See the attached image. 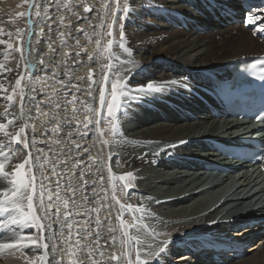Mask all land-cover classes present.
<instances>
[{
    "label": "bare ground",
    "instance_id": "bare-ground-1",
    "mask_svg": "<svg viewBox=\"0 0 264 264\" xmlns=\"http://www.w3.org/2000/svg\"><path fill=\"white\" fill-rule=\"evenodd\" d=\"M39 2L40 0H36L37 4ZM49 3L52 5L49 8L50 18L44 15L37 17L35 7L29 6L24 8L25 10L22 9L24 3L21 0H0V29L3 26L2 23L5 21L6 15H15L16 11L21 9L24 10L25 15L29 18L26 26L16 32L17 37L19 34L23 41L21 45V40L18 38L17 46L23 47L26 59H22L21 54L16 52L14 58L17 61V66L11 71H6L4 67L0 68V84L7 88L15 77L21 78V74H23L22 88L30 96L31 90L25 85L32 77L39 78L35 81L37 89L36 100L43 107L41 106L42 110L40 112L35 107L32 108L31 122L27 124L24 134L30 145L33 142V137H35L36 146L35 148L25 149L26 158L29 157V152H31L33 159L39 158L43 169L49 167L47 161L49 154L54 155L55 145L53 144L59 146L60 138L59 136L53 138L54 134H50L49 128L51 131L55 130L53 128H55L56 125L54 123L56 122L48 123V120L50 116L54 115L65 116L62 112L57 114L54 111L56 108L51 105V99L52 97H59L57 93L62 97L67 93L69 101L72 99L73 94H81L85 101H88L87 89L90 72L93 74V79L105 87L107 94V86L111 82H117L119 77H122L119 80L120 83H129L133 89L141 84L146 85L147 82L163 85V94H156L155 96L172 99L183 110L176 112L171 110L170 112V118L177 122L176 125L157 123L158 120L154 118L148 119L147 116L145 119L141 111L133 116L128 115V118L138 121L136 125L131 124L128 128L126 126H123L125 127L123 128L121 125L122 121H119L118 128H121L125 139H114L109 154L114 156L117 166L123 167L125 165V170L116 177L105 162L107 151L100 133L101 128L98 129L96 127L93 113L85 109V113L87 111L86 122L89 118L93 119V124L89 126L93 131L92 135H88V128L84 131L83 126H81V130L84 132L83 135L76 136L74 134V139L72 138L73 134L67 133L69 131L67 127L63 131L67 141L65 138L64 140L68 142L66 144L64 141V145L67 147V151L71 149L69 152L75 159L74 163L71 161L73 172L68 171L66 174L72 172L73 182L75 183L76 181L78 185V189H76L79 190L78 192H80L81 196V201L77 203L80 211H71L73 214L68 217V221L73 225L71 229L72 236L69 237L67 235L70 244L66 247L65 235L68 234L69 229L63 223L65 213L60 215L59 219L57 217L54 218L53 215L49 218L41 219L42 229L36 228L31 222L24 226L11 225L10 218H5L0 223V237H2L0 238V243L16 244L17 241L19 243L12 249H0V264H29L30 260L32 264H42L40 260L42 255L47 257V264H53L54 259L61 257H63L62 264H70V260L75 264H91V259L88 255L90 249L87 245L92 244V247H95L92 242L97 239L95 235L97 232L99 233V243L103 245L104 256L102 257L100 252H95L96 259L101 260L102 264H115V262L107 261L106 258L113 251H116L119 255L122 251H125V248L122 247L119 241L121 238L120 231L121 229L124 231V227H121V221L118 218L117 211L120 208L114 203L112 187L114 183L116 185V181L120 180L121 176H125L128 173H132V176L136 179L137 183L132 185L134 191L147 197L149 196L152 201H156L153 204H148L151 210H160L162 212V205L168 203L166 199L177 207L187 204L184 208L172 210L168 213L163 212L160 216L161 219H198L191 224H172L171 227L162 226L161 229L154 232L161 239H167L175 233L193 230H196L192 235L193 238L203 235L208 236V232L211 230L221 233V230L227 229L229 226L239 225L227 224V222L235 219L242 212L248 211L249 215L254 213L253 208L261 205L264 201L260 202V199L264 198L263 188L261 192L258 191L251 194V189L244 192L245 188L242 185L238 188L239 182L237 181L238 183L234 184L236 186H230L231 189L237 188L235 191L232 189V192L229 191V193L219 192V188L223 183H221L222 180L220 182H217V180L231 179L232 181L229 180L230 182H235L236 178L233 177L236 175L232 174V170L222 174L220 171H208L204 167L205 164L210 163L228 165L221 155H217L210 150L212 143L209 139L224 141L223 137L225 134L220 132H227V129H236L242 122L237 119H226L223 121L221 118L214 117L210 114L208 108H204L197 100L193 101L196 105L192 104L190 98L187 101V94L186 98H182L181 95H185L187 92L183 88L164 84V82L177 80L183 83L185 81L191 88H194L192 84L206 82L208 79L206 71L208 70L218 66H225L240 58L263 55L264 31L260 30L259 21L257 25L249 24L247 16L252 14L264 17V0H237L236 2L235 0H222V3L228 6V11L221 10V6H216L215 9L210 8L205 0H131V14L126 19L125 25L126 45L123 48L116 47L115 52H117L113 55L108 53V51H104L107 47L103 46V36L111 19V12L115 10L113 7L114 2L112 3V9L102 7V0H58L59 8L55 6L57 0H49ZM186 3H191L193 7H187ZM69 4L71 5V10L64 6ZM85 7H90L92 11L85 12ZM226 16H233L239 19L241 23L237 26L226 25L228 19ZM101 17L104 18L103 23ZM180 29L184 30L181 31ZM236 31L238 33L235 34V37H230ZM202 32H204V35ZM220 35L222 36L221 39L217 41L212 39V37ZM38 40L40 41L39 43H37ZM98 40L101 41L99 54L97 52ZM90 56L93 57L91 61L89 60ZM109 58L112 65H114L112 70L114 75L111 76L110 82L105 83V73L110 71L106 67L109 63ZM41 60L43 64L40 63ZM26 64L27 67H25ZM53 75L55 78H53ZM45 79L47 83L42 82ZM74 85L81 91L76 92ZM93 86L95 87L96 85ZM2 95L3 93L0 92V97ZM82 97L79 96L80 99ZM143 100L154 104L158 108L165 109L166 112L168 111V108L162 106L156 99L148 97ZM208 100L211 102L210 99ZM63 101L64 99L62 98ZM6 103L0 98V123L4 124L8 123V117L5 118L3 115ZM136 103L138 102L135 101L132 105ZM92 106L97 111H100L98 89L96 101ZM12 112L9 116L15 117L14 124L10 125L6 130L10 131L11 126L18 123L21 127H25L24 121L28 117H21L20 100L18 108H14ZM25 112H27V109H25ZM197 115L201 119L199 122H195L198 120L196 118ZM78 117H80L79 114ZM77 128L79 129L80 127ZM85 132L87 133L86 135ZM69 137L71 138L69 139ZM6 139L3 131H0V142L6 144ZM138 139L153 140L165 144L189 140L184 147H167L166 150L182 153L181 155H192L193 158L189 160L191 162H184L179 165L177 171L169 168L172 173H160L161 170L158 171L152 168L151 162L154 160V156L143 154L144 150L141 151L139 149L142 145L138 144ZM92 140L96 143H92ZM76 144H79L80 148H76ZM39 148H42L43 151H39L41 150ZM142 148L144 147L142 146ZM201 151H204V153H200ZM196 153L202 154V156L197 157L195 156ZM10 162H12L11 156L7 162L0 161V163L4 164V171L8 173L9 171L6 168ZM67 165L69 164H66V167ZM166 167L167 165H162L164 171L168 169ZM39 168L40 165H36L33 169L37 177L36 190L40 187L44 177L38 170ZM191 172L195 173L191 174ZM9 174L8 178L4 179L3 173H0V189H9V195H11L12 186L10 181L13 177L11 173ZM81 175L83 178H81ZM247 176L243 174L237 180L244 179L243 182H246ZM100 177H103V180ZM180 180L181 182H179ZM209 186H214L213 197L210 198V202H207L206 194L204 193ZM240 189H242V192H239ZM85 196L88 198L87 200L83 199ZM2 198L0 196V199ZM118 199L121 203H124L120 199L119 193ZM254 199L256 200L252 203ZM133 200L139 201L141 205L145 202V200H139L135 196ZM26 203L27 201H25ZM188 203L190 204L188 205ZM44 204L48 205L45 201ZM106 205H111L110 211L108 207H105ZM133 206L136 205L133 204ZM138 206L136 207L138 208ZM230 208L234 211L230 212ZM75 209L77 208L75 207ZM225 209L227 210L226 213L219 217ZM34 212L38 217H43L44 215L42 211L39 212L36 209H34ZM84 213H87V215ZM203 214L205 216L200 218ZM2 215L6 214H0V216ZM97 218L100 220L99 227L97 226ZM262 224L256 225L259 229L255 227L256 229L230 230V234L234 237L237 236L243 242L249 240L252 242L254 237H259L255 244L248 246L249 249L245 253L249 252L238 260L226 261L223 259V253H219L218 259L214 258L207 254L210 249L207 245L198 249L199 252L197 253L190 251L180 254L179 252L188 249V244L192 240V237H188L170 244L167 264H209V262L205 261V258L208 257H210L211 264H264V240L261 233L263 230L260 227ZM62 226L63 232L61 234ZM109 226L114 231H109ZM203 226L204 228H202ZM85 229H90L92 233L87 239L84 238ZM118 229H120L119 232H117ZM38 232L44 239L37 244L31 243L29 237L35 239ZM54 233L55 237L53 236ZM77 233L80 234L77 235ZM136 233L138 234L137 231ZM136 233H133V235ZM113 237H115V247L112 246ZM141 240L143 239L141 238ZM74 241H80L81 245L85 246L81 253H76V247L73 246ZM42 243H47L49 247L47 249L40 248L39 244ZM54 243L60 249L55 255L52 253ZM70 247L75 255L68 254ZM141 248L143 251L152 252H157L159 249V247L149 249L143 245ZM231 254H229V257ZM153 259V257H149V264H153ZM123 260L124 264H127L126 257Z\"/></svg>",
    "mask_w": 264,
    "mask_h": 264
},
{
    "label": "snow or ice",
    "instance_id": "snow-or-ice-1",
    "mask_svg": "<svg viewBox=\"0 0 264 264\" xmlns=\"http://www.w3.org/2000/svg\"><path fill=\"white\" fill-rule=\"evenodd\" d=\"M29 6L30 7H35L36 8V16L40 17L41 15L48 16L50 18L49 14V8L52 6L49 3V0H40V2L37 4L36 0H28ZM116 4V9L111 12L112 18L115 21L116 20V15L117 11H122L123 13V18L127 19L128 16L131 14V8H132V3L131 0H127L125 3L124 0H102V7L105 9H112V3ZM205 2L208 4L210 8L215 9L216 6H221V10L228 11V6L226 4L222 3V0H205ZM121 5H123L121 7ZM57 8H59V3L57 0V3L55 4ZM187 7H193L191 3H186ZM66 7L71 10V5H66ZM195 10V9H194ZM85 12H90L92 9L90 7H85L84 8ZM21 16L24 15V13L20 14ZM102 23L104 22V18L101 17ZM247 21L249 24L252 25H257V22L259 21V27L261 31H264V17L260 16H255L252 14H249L247 16ZM108 29H111L113 27V24L109 23L107 24ZM108 35L111 36L112 32L109 31ZM120 37L121 40L125 38V33L122 30L120 32ZM18 38L21 40V45L23 43L22 37L19 36ZM40 41L38 40L37 43ZM0 43H4V41L0 40ZM113 42L111 40L108 41L109 46ZM101 44V41H97L98 49L97 52L99 54V46ZM8 49H13V45L9 43L7 45ZM121 48L124 47L123 44L120 45ZM109 49L105 48L104 51L107 52ZM15 52H19L21 54L22 59H26L25 54H24V49L22 46H18L14 49ZM12 53L9 52L7 55H11ZM79 55V53H77ZM93 57H89V60L91 61ZM41 64H43V61H40ZM27 67V64L25 65ZM46 67V66H45ZM106 67L109 68V72L105 73V83H108L111 81V76L113 74L112 70L114 69V65L111 63V59L109 58V63L106 65ZM0 68H3V65H0ZM7 71H11V69H7ZM53 78L54 75H53ZM24 79L23 74H21V78H18L15 80V87L12 89L13 94H8V89L3 85L0 84V92L3 93L2 98L4 101H6V106L4 109V116L7 118L10 113V108L13 106L15 100H16V94L18 93L19 95V100H20V112H21V117L24 118L25 116L28 117V119H25V127H21L19 132H17L15 135L7 131L6 129L8 128L9 125L14 124L15 117L13 116L12 119H8V123H0V131H3V134L5 137L9 138L10 141H14L16 143H20L21 140L23 139L24 146L26 149L30 148H35V137H33V142L31 145L29 144V141L26 136L23 134L25 133L27 124L31 122V112L32 108L35 107L38 112L42 110V107L40 103L36 100V93L37 89L35 87V81L39 79L38 77H32L29 79L26 83V87L30 88L31 90V95L29 96L27 93H25L24 89L21 88L22 80ZM122 79V77H119L117 82H111V93H110V99H108V94L106 92V89L104 86L100 84V82L95 81L93 79V74L90 72L88 76V89H87V95L89 97L88 101L85 100H80L79 96L73 94L72 99L69 101L67 99V93L64 94L63 99L65 101L64 106L62 107L58 102L55 104V108L57 110V114L60 112H66L67 105L71 104L73 106V113L78 111V109L75 107L76 102L79 100L80 104L83 105L86 109L91 111L93 113V116L95 117V125L98 129H100L102 123L104 122V113L103 109L106 107L107 109V118L108 122L112 125L113 133L115 134V129L118 126V122L122 121L124 118H126L131 110L132 103L135 102L137 99L143 100L145 98H148V94H151L154 98L156 94H163L164 92V87L163 85H155L152 82H147L146 85L141 84L137 86L136 88H132V86L129 83H120L119 80ZM43 83H47V80H43ZM164 84H171V85H179V87L188 90L191 92V86L185 82L183 84H180L179 81L177 80H171V81H166ZM93 85H96L95 87ZM76 89V92H80L81 89L76 87L75 85L73 86ZM99 93V104H100V111H97L92 105L96 101V93ZM135 93V95H134ZM140 94H145V95H140ZM60 94L57 93V96ZM25 109H27V112H25ZM264 111V109H262ZM73 114V116L68 117V116H63L59 117L58 115L50 116L48 123H52L55 121L58 125H61L58 129H56L57 135L59 132L63 131L65 127L67 129L71 130V125L73 120H76V116ZM93 124V119L89 118L87 120V123L84 125L85 129H87L90 125ZM87 133L85 132V135ZM101 134L103 132L101 131ZM71 137H69L70 139ZM107 143V142H105ZM183 143V142H182ZM11 144H5L3 142H0V158H3V160H8L11 153L6 151V149H10ZM76 148H80L79 144H76ZM14 151V150H13ZM43 151V150H39ZM71 151V149L69 150ZM36 165H40V168L38 169L41 172V175H43V165L41 164L40 160L38 157L33 159L31 157V152H29V157L24 160L23 163L21 164H16L15 169L17 171H14L11 173V176L13 177L10 181L11 183V195H9V189H4L2 192H0V196L3 198L0 199V214H6L0 216V223L3 222V219L5 218H10V223L11 225H20L24 226L28 224L29 222L35 223L37 228L42 229L43 225L40 223L41 219L44 218H49L51 215H55L57 219H59L60 212L57 210L56 213H51L50 210V205L44 204V188L45 185L41 181L40 183V189L41 191L37 193L36 190V181L37 177L33 169L36 167ZM27 170L25 172L18 171L20 169H25ZM0 173H3V178L6 179L10 175L8 172L4 171V164L0 163ZM132 173L126 174V176H121V180H126L127 178H131ZM81 178L82 175H81ZM46 179V177H45ZM101 180H103V177H100ZM59 183L57 184V187H59ZM125 188H127V184H125ZM72 193V198L70 201H65V208L67 209V204L70 202L73 204L74 207H78L76 205L74 196H75V191L76 189H72L70 186H68V189ZM37 196H39V208L43 212V217H38L35 215L34 209L37 207L35 203V199ZM49 201L52 200V196L49 195L48 197ZM56 199L60 200V196L57 194ZM84 200H87L88 198L85 196L83 198ZM113 199L115 200V194H113ZM25 201L27 203L25 204ZM117 204H120L119 200H116ZM105 207H108L109 211L111 210V205H106ZM129 209L132 208L131 205L127 206ZM125 208L124 204H120V210H121V215L123 214V210ZM135 211H141V208L135 209ZM87 215V213H84ZM72 215L70 211H66L64 214V224L67 225L69 232L68 235L69 237L72 236V223L68 222V217ZM119 218V217H118ZM136 217L133 218V223L128 225V227H137L136 223ZM97 226H100V220L97 218ZM121 227H124L123 220H121ZM85 239L89 235H92L90 229H85ZM109 231H114L110 226H109ZM63 232V226L61 227V234ZM80 233H77L79 235ZM97 239L94 240L92 243L95 244V247H92V244L87 245V247L90 249L88 252V255L91 259V264H102L101 260L96 259L95 257V252H100V255L103 257L104 252H103V245L99 243V233L97 232L96 234ZM125 240L123 241V244L125 248L127 247L128 243L131 240V237L128 236L127 232H125ZM55 237V233L53 234ZM2 238V237H0ZM31 240V243L37 244L38 241H42L44 237L42 235L37 236L35 239L29 237ZM174 242V241H173ZM19 241L14 243H0V249H12L17 246ZM135 243L137 245H142L144 243L143 240H141L140 237H136ZM40 247H43L47 249L49 245L47 243H42L39 244ZM73 246L78 248L80 251L84 250V245H81L80 241H74ZM113 247H115V237H113ZM148 248L151 249L152 245L149 244ZM170 248V243L169 242H162V244L159 246V249L157 252H152V251H143L142 248H138L136 251V259H135V264H149V257H153V264H167V254L169 252ZM60 249L58 248L57 244H53L52 246V253L55 255L57 251ZM69 255H75L71 247L68 250ZM127 257V264H133V261L131 259V254L128 251H122L119 255L117 254L116 251H113L110 256H108L106 259L109 262H115V264H124L123 258ZM40 260L42 264H47V257L46 256H41ZM63 257L59 259H54L53 264H62ZM29 264H32V261H29Z\"/></svg>",
    "mask_w": 264,
    "mask_h": 264
},
{
    "label": "rangeland",
    "instance_id": "rangeland-1",
    "mask_svg": "<svg viewBox=\"0 0 264 264\" xmlns=\"http://www.w3.org/2000/svg\"><path fill=\"white\" fill-rule=\"evenodd\" d=\"M21 1L24 3L22 5V9L29 7L28 0H21ZM124 1L127 2V0H124ZM64 6H66V5H64ZM122 6L123 5H121V7ZM113 7H114V9H116V4H114ZM22 9L19 10V11H16V14L15 15L14 14H8V15H6L5 16L6 18H4L5 21H3V23H2L3 26L0 29V36H1L0 39L2 41H4V43L0 44V64L3 65L4 69H6V71H7V69H14L17 66V61L14 58V54L16 53L14 51V49L16 47H18L17 46L18 37L16 35V32H18L20 29L24 28L26 26L27 22L29 21V18L25 15L26 14L24 12L25 9L24 10H22ZM21 13H24V15L21 16L20 15ZM116 16L117 17H116V20L115 21L113 20V18L111 16V19H110L109 23L113 24V27L111 29H108V27H107V30L105 32L106 33V36H105V33H104V37H103V41H104L103 42V46L104 47H107L108 49H110L113 54H116L117 51L115 52V49H116V47L119 48L121 44H123L124 47H125V45H126L125 40L127 38V35H126V32H125L126 19L123 18L122 11H117V15ZM122 27H123V31L125 33V38L123 40H121V37H120V32L122 30ZM180 30L182 31L184 29H180ZM109 31L112 32V35L111 36L108 35V32ZM202 33L204 35V32H202ZM237 33H238V31L234 32V35H232L230 37H235V34H237ZM221 37H222L221 35L218 36V37L214 36V37H212V39L214 41H217L218 39H221ZM109 40H111L113 42L110 46L108 44V41ZM9 43H11L13 45V49H8L7 45ZM9 52H11L12 54L11 55H7V53H9ZM113 75L114 74H112V76ZM16 79H18V77H15L14 78V81H12L9 84V86L7 87L8 94H10V95L13 94L12 89L15 87V80ZM183 83H185V81ZM183 83L180 82V84H183ZM172 86H178L179 87V85H172ZM21 88H22V84H21ZM107 88H108L107 89V91H108V99H110L111 98L110 97L111 84H109V86H107ZM179 88H181V87H179ZM191 90L194 92V94H196V96L198 97V99L199 98H203V99L205 98L204 93H202L200 90H195L194 88H191ZM60 96L61 95H59V97H54V98L52 97V99H51V101H52L51 102V105L52 106L53 105L55 106V104L57 103V101H58V103L62 107L64 106V101L62 102V98L63 97L62 96L60 97ZM77 96H81L82 97L81 94H77ZM148 97H151L152 99H156L162 106L167 107L169 112L167 111L168 112L167 113L165 109L158 108L154 104H152V103H150L148 101H144V100L141 101V100L138 99V100H136L138 103H136L135 105L133 104L132 105L133 108L131 106V110H130L131 113H129L128 115H132L133 116V115H135V114H137V113H139L141 111V113L144 114L143 117H145V119L148 117V119H151V118L153 119L154 118V119L158 120L157 123L168 124V125H176L177 124V122L175 120H172L170 118L171 117L170 112H171V110H173V107L180 108L179 110L174 109L173 112L180 111V110L182 111L183 108H181L180 106H178V104H175L174 100H172V99H167V98L157 97V96H154V98H153V96L151 94H148ZM81 99L82 100H85V98H83V97ZM195 101H196V99L194 100V102ZM18 102H19V95L17 93L16 94V100H15L13 106L10 108V113H13L12 111H14V108L16 107V105L18 104ZM77 103L80 104L79 101H77ZM77 103L75 105V107L78 106L77 107L78 111L75 112L76 115L73 113V108H72L73 106L71 104L67 105V109H66L67 112H62L64 115H67L68 117H71L74 114L76 116V118H78V119L74 120L75 123H73L74 121L72 122L71 130H69L67 132V133L73 134L72 135L73 136L72 137L73 139L75 138L74 137V134H76V136L83 135V133H84L83 130L85 129V127H84L85 124L84 123L86 122V118H87V111L85 113V109L86 108L83 105H81V104L79 105ZM41 106L43 107V105H41ZM54 111L57 112L56 109ZM78 114L80 115L81 118L78 117ZM85 115H86V117H85ZM199 117L200 116L197 115L196 118H198V120H196L195 122H199L201 120ZM11 118H12L11 116H8L7 119H11ZM74 124L77 125V126L75 127ZM131 124H135L136 125V124H138V121L136 119H133V118H128V116H127L121 122L122 127L123 126H126V128H128V126L131 125ZM54 125H56V126L53 129L56 130V128L57 129L59 128V125H57L56 123H54ZM81 126H83V130H81L82 129ZM8 127H10V125ZM77 127H80L79 128L80 130ZM20 128H21V125L18 123V124L14 125V126H11L9 132L12 133L13 135H15L17 132H19ZM100 128H101L100 129V133H101V131L103 132V134H101V136H102V139L104 141L103 143H104V145L106 147V151H107V153H106L107 154L106 155L107 158H106L105 162L107 163V167L109 168V170L110 171H113L114 172V176L117 177V175H119V173H121L123 170H125L124 169L125 165H123V167L117 166V164L115 163L114 156L111 155V154H109V152H110V148H111V145H112L114 139H117V138L125 139V135L121 131V128H118V126L115 129V134L113 133L112 125L108 122L107 109H106V107L104 108V122L102 123V125H101ZM123 128H125V127H123ZM55 130H52L51 131V129L49 128L50 134H54V137L53 138H56L57 136H59V138H60L59 139L60 144H59V146L58 145L56 146V144H53L52 143L53 145H55V147H54L55 148L54 155L49 154L48 160L46 159L48 161V163H49V167L47 169L46 168L43 169L44 170L43 171L44 172L43 176L46 177V179L43 177V184L45 185V188H44V191H45L44 192V200H45V202H47L48 205L50 204L51 213H53V214L56 213L57 210H59L60 215L64 214L66 211L79 212L80 210L78 209V207H76L77 209H75V207L73 206V204L70 203V202L67 204V209L65 208V201H70V199L72 198V193L69 190H67L68 189V186H70L72 189L73 188L74 189H76V188L78 189V185H77L76 181H75V183L73 182L74 180H73V174H72V172H73V170H72V167H73L72 163L75 162V159H74L73 156H71V152H69V150L67 151V147L64 145V141L65 140L67 141V139L65 138V134H63V131L65 129L60 132L61 134L59 133L60 135L59 134L57 135V133H56ZM77 130H78V132H77ZM87 130H88V132H87L88 135L91 136L92 133H93V131L89 127H88ZM84 131H86V129ZM125 131H126V129H125ZM23 135L25 136V134H23ZM64 138H65V140H64ZM105 142H107V143H105ZM137 142H138V144L140 146L142 145L144 147V148H142V146H141V148H139L141 151L144 150L143 151L144 153L142 152L143 154H151V155H153V152L155 150L149 149L147 147L148 146L154 147L153 145H154V143H156L155 141H153V140H141V139H138ZM9 143L11 144V148L10 149H6V151H8V152L11 153L10 156L12 157V162H10L7 165L6 170L9 171V173H13L14 171H17L15 169V165L16 164L23 163L24 160L26 159V153H24V151L22 150V145H24L23 139L21 140L20 143H16L14 141H10V139L7 138L6 139V144H9ZM67 143L68 142H66V144ZM92 143H96V142L94 140H92ZM63 146H64V148H63ZM23 148L26 149L25 147H23ZM39 149L42 150V148H39ZM62 153H64V154H62ZM64 155H65V157H64ZM66 157H68L69 159L66 158ZM155 158L151 162L152 168L154 166V163L157 162V157H155ZM160 158H162V157H158V159H160ZM43 159H45V158H43ZM54 160H55V162H54ZM0 161L7 162V160H3V158L0 159ZM47 161H46V163H47ZM71 161H72V163H71ZM160 161H158V163H160ZM106 163H105V165H106ZM5 164H7V163H5ZM66 164H69V165H67V167H66ZM166 168H168L166 171H164L162 169V166H161V168L156 169V170H158V171L161 170L160 173H163V172L172 173L170 171L171 168L168 165H167ZM26 170H27V168L20 169L18 171L25 172ZM68 171H72V172H69L68 173L69 175H68V174H66ZM192 173H195V172H191V174ZM252 175H248L249 177H251L250 178L251 180L247 176V180L248 181L246 180V182H243L244 179L237 180L239 178H237L235 182H230L229 180H231V179H227V180L226 179H218L217 182L218 181L220 182L222 180L221 183H223L222 186L219 188V192L229 193V191L232 192V189L235 191L237 188L234 187V188L231 189L230 186H236L234 184H237L238 182H239L238 188H239L240 185H242L245 188L244 192L249 191L250 189L252 190V193L251 194L257 193L258 191L261 192L260 186H258L259 179H258L257 175L256 174H252ZM179 182H181V180ZM58 183L60 185L59 187H57V184ZM67 183H68V185H67ZM136 183L137 182H136L135 177L132 176L131 178H127L126 180H121V179L119 180L118 179V181H116V185L114 183V185L112 187V193L115 194L114 203L119 208H120V204H124L125 205V208L123 210V214L122 215H121V210H118L119 212L117 211L118 217H119L120 221L123 220L124 231L122 229H121V231H120V229H118L117 232H119V231L121 232V238H120L119 241L121 242V245L124 248H125V246L123 244V241L125 240V235H124L125 233L124 232H127L128 236L131 237V240L128 243V245L125 248V250L128 251V252H130L131 259L133 261V264H135V259H136V255L135 254H136V250L138 248H141V246L138 247V245L135 243V240L133 239V236L134 235H137L136 230H135V227H128V225H130V224L133 223V217H136L137 219H140L142 222H144L149 227V229L153 230V232H157L156 230L161 229L162 226H164V227H169L170 226L171 227L172 224L173 225H175V224H184L185 225V224H191L194 221L198 220V219L194 220V218H192V219L190 218V219H186V220H170V219L164 220V218L161 219L160 216H161V214H163V212L164 213H168V212H171L172 210H177V209H180V208H184L185 206H187V204L186 205L184 204V205H182L180 207H177L175 205H172V203L170 202V200L166 199L168 201V203L162 205L163 206L162 207L163 208L162 209L163 210L162 212L160 210H158V211L151 210L148 207V204L149 203H152L153 204L156 201H154V200L152 201V199L149 196L147 197V196H145V195H143L141 193H136L134 191V187L132 186V185H135ZM125 184H127V188H125ZM247 186H249V187H247ZM213 188H214V186H209L208 188L205 189V193L204 194H206V197L205 198H207V202H210V198L213 197ZM77 189H76L75 196H74L76 205H77V203H79V201H81L80 192H78L79 190H77ZM241 190L242 189H240L239 192H242ZM0 191L2 192L3 190L0 189ZM40 191H41V189L39 187L37 189V193H39ZM118 193H119L120 199L122 201H124V203H121V201L118 199ZM45 194H47V195H45ZM57 194L60 196V200H57L56 199V195ZM49 195L52 196V200L51 201H49V199H48ZM134 196L136 198H138L139 200H145V202L141 205L139 203V201L133 200V197ZM78 197H79L80 200L77 199ZM34 199H35V203L37 205V207L35 209L38 210L39 212H41V210L39 208V203H40L39 196H37ZM116 200H119L120 201V204H117L116 203ZM133 204L136 205V206H138V205L142 206V207H139L138 206V208H141V211H135V209H137V207L136 206H133ZM189 204L190 203H188V205ZM128 205H131L132 208L129 209L127 207ZM73 208H74V210H73ZM226 209L224 211H222V214L221 215H223L224 213H226V211H227ZM211 210H213V209H211ZM229 210H230V212H233L234 211L232 208H230ZM204 216L205 215L203 214L202 216H200V218H202ZM53 217L56 218L55 215H53ZM33 224L37 228L36 224L35 223H33ZM38 233L40 234V232H38ZM38 233H37V236H40L41 234L39 235ZM133 233H136V234L133 235ZM67 235L68 234L65 235L66 247L68 246V244H70L69 243L70 241H69V238H68ZM56 238H58V237L56 236ZM253 244H254V241H252L251 243H249V245H253ZM246 249L248 250L249 248L247 247ZM75 251H76V253H81V251L79 249H77V248L75 249ZM247 253H245V254H247ZM209 258L210 257L205 258V261L206 262H209V264H211ZM70 261H71L70 264H75L72 260H70ZM126 261H127V257H126Z\"/></svg>",
    "mask_w": 264,
    "mask_h": 264
}]
</instances>
